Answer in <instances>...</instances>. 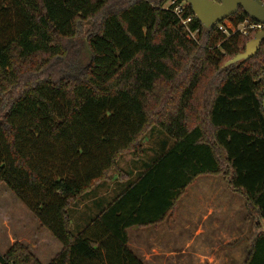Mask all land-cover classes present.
I'll list each match as a JSON object with an SVG mask.
<instances>
[{
  "label": "trees",
  "instance_id": "obj_1",
  "mask_svg": "<svg viewBox=\"0 0 264 264\" xmlns=\"http://www.w3.org/2000/svg\"><path fill=\"white\" fill-rule=\"evenodd\" d=\"M184 1V0H179ZM168 0H0V186L62 245L49 264H145L128 230L164 223L199 177H223L263 228L244 264H264V42L238 13L193 38ZM157 126L173 145L79 235L70 208L138 157ZM0 264H43L14 244Z\"/></svg>",
  "mask_w": 264,
  "mask_h": 264
},
{
  "label": "rangeland",
  "instance_id": "obj_2",
  "mask_svg": "<svg viewBox=\"0 0 264 264\" xmlns=\"http://www.w3.org/2000/svg\"><path fill=\"white\" fill-rule=\"evenodd\" d=\"M173 143L154 126L143 140L142 154L120 158L118 166L125 174L123 178L114 171L108 181L96 185L71 206L72 233H84L91 221ZM256 222L246 209L245 199L234 194L223 177L203 176L189 187L164 223L129 229V248L145 264H244L254 236L263 230ZM16 243L27 246L43 264L61 249L33 213L6 185H1L0 254L5 255Z\"/></svg>",
  "mask_w": 264,
  "mask_h": 264
},
{
  "label": "water",
  "instance_id": "obj_3",
  "mask_svg": "<svg viewBox=\"0 0 264 264\" xmlns=\"http://www.w3.org/2000/svg\"><path fill=\"white\" fill-rule=\"evenodd\" d=\"M206 30L238 13L241 8L248 18L264 25V4L259 0H184ZM264 42V30L247 43L245 51L229 60L224 67L244 63L254 58Z\"/></svg>",
  "mask_w": 264,
  "mask_h": 264
},
{
  "label": "built area",
  "instance_id": "obj_4",
  "mask_svg": "<svg viewBox=\"0 0 264 264\" xmlns=\"http://www.w3.org/2000/svg\"><path fill=\"white\" fill-rule=\"evenodd\" d=\"M217 1V0H215ZM264 4V0H259ZM187 3L185 1H179V0H168L167 4L165 5L164 9L171 10L179 19L181 24L186 28L187 32L195 38L198 30H191L189 27L190 23L193 20L192 16H186V9H187ZM217 27L219 30L227 34L228 37H230L232 34L228 32V30L222 25L218 24ZM264 30V25L259 22H254L250 18H246L242 23H240L235 32H238L242 34L243 36H251L255 35L257 32Z\"/></svg>",
  "mask_w": 264,
  "mask_h": 264
},
{
  "label": "crops",
  "instance_id": "obj_5",
  "mask_svg": "<svg viewBox=\"0 0 264 264\" xmlns=\"http://www.w3.org/2000/svg\"><path fill=\"white\" fill-rule=\"evenodd\" d=\"M56 240V239H55ZM57 248H58V246H57ZM59 249H60V247H59ZM58 249V251L56 252V254L54 253V255L49 259V261L46 263V264H49L50 262H51V260H53L54 259V257L58 254V253H60L61 252V250H62V245H61V249L59 250ZM1 255V254H0Z\"/></svg>",
  "mask_w": 264,
  "mask_h": 264
}]
</instances>
